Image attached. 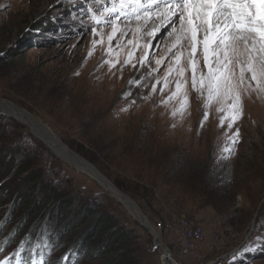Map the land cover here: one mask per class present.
Returning <instances> with one entry per match:
<instances>
[{"label": "rangeland", "instance_id": "1", "mask_svg": "<svg viewBox=\"0 0 264 264\" xmlns=\"http://www.w3.org/2000/svg\"><path fill=\"white\" fill-rule=\"evenodd\" d=\"M83 7L80 0H0V243L11 240L0 259L11 257L29 228L35 231L26 248L46 228L49 243L55 245L47 264H64L61 257L70 250L77 254L78 264H110L114 255L106 240L109 234L93 236L95 225L106 218L111 227L126 233L137 264H161L156 243L180 264H229L232 255L248 244L252 250L234 264H264V244L252 243L260 234L252 225L264 219V98L243 95V117L230 130L240 128L239 143L229 160L214 166L225 146L226 124L218 127L213 106L201 127L203 100L191 89L190 70L185 73L187 111L173 117L182 97L167 105L162 100L176 90L178 77L175 73L170 77L165 92L153 93L151 85L157 79L161 80L157 88L164 86L169 65L148 75L167 43L147 49L155 55L149 66L141 67L149 37L133 49L127 43L129 33L122 48L113 41L109 57L111 27L96 25L89 13H81ZM92 27L104 32L103 44L94 49L92 41L101 37L92 35ZM130 51L131 63L121 68ZM199 59L200 70L206 73L203 57ZM136 80L140 84L129 83ZM126 92L130 95L125 97ZM9 105L36 118L58 142L129 197L157 241L100 180L64 159ZM215 183L221 185L213 188ZM182 218L201 224L207 238L215 240V234L233 238L223 246L203 245L197 260L179 258ZM14 229L16 235L10 237ZM22 256L30 264V253Z\"/></svg>", "mask_w": 264, "mask_h": 264}, {"label": "snow or ice", "instance_id": "2", "mask_svg": "<svg viewBox=\"0 0 264 264\" xmlns=\"http://www.w3.org/2000/svg\"><path fill=\"white\" fill-rule=\"evenodd\" d=\"M80 2L85 4V7L81 8V13H89L96 25L111 27V32L107 34L109 57L112 55L113 41H117V48H122L124 46L122 41L129 33L131 39L127 43L132 45L133 49L141 47V40L149 37L147 43L143 45L145 51L139 59L141 67L149 66L151 58L155 55L147 49L160 47L161 41L167 43L164 54L155 60L156 68L148 72L149 76L154 72L158 73L160 67L167 63L169 66L162 78L164 86L158 89L157 85L161 80L157 79L156 83L151 85L152 92H165L171 82L170 77L175 73L178 77L175 80L176 90L171 92L167 99L162 100V103L167 105L169 101L182 97L179 99V106L171 115L175 117L179 114L183 117L188 107L189 80L185 73L190 70L191 89L197 94V99L203 100L201 127H204L213 106L218 114V127L223 128L226 124L225 146L216 156L214 166L229 160L240 140V128L237 126L235 131L230 130L243 117V95L255 93L257 98H264V0H80ZM101 5L103 7H99ZM91 33L93 36L101 37L100 40L92 41L94 49L97 44H103L104 32L92 27ZM88 55H92L91 50ZM128 56L129 59L123 61L121 68L131 63L133 52L130 51ZM200 56L203 57L206 73L200 70ZM104 63L109 64L110 68L115 67L110 60H105ZM132 67L135 68L136 65L133 63ZM236 69L239 70L238 75ZM129 83L140 84V81ZM124 95L126 97L130 93L126 92ZM124 110L126 109H122ZM2 227L3 224H0V228ZM17 230L14 229L10 237L15 236ZM252 230L260 233L252 243L264 244V219L254 222ZM33 231L35 229L29 228L28 234L11 253V257L15 259L5 255L0 259V264H28V260L22 256L25 251L30 253V264H47L55 245L49 243L45 228L42 234L37 233L36 242L26 248L31 242ZM10 242V238H6L0 243V253L5 252V247ZM251 250L252 248L245 244L232 255L229 264H234L243 253ZM61 260L64 264H78L77 254L71 250L63 255Z\"/></svg>", "mask_w": 264, "mask_h": 264}, {"label": "trees", "instance_id": "3", "mask_svg": "<svg viewBox=\"0 0 264 264\" xmlns=\"http://www.w3.org/2000/svg\"><path fill=\"white\" fill-rule=\"evenodd\" d=\"M192 167H193L192 170H195V165H190V168ZM208 184H209L208 186L212 185V183H208ZM220 185H221L220 183H215L213 188H217ZM42 188L46 189L48 188V186L44 185L42 186ZM30 190L32 191V189ZM131 196L133 197V195ZM27 201H30V200H27ZM37 208H38L37 210L40 209V207H37ZM108 234L109 236H108V239L106 240L108 241L109 245L111 244V250H112L111 252L114 255V258L111 260L110 264H137L136 262L137 257L134 256L133 250L130 248L128 244V237L126 233L121 232L120 230H118L117 227H111V225L108 222V219L101 218L100 221H98V223L95 225L93 236H95L97 239V238H101L102 236L108 235ZM106 248H107L106 251L109 250V247H106Z\"/></svg>", "mask_w": 264, "mask_h": 264}, {"label": "built area", "instance_id": "4", "mask_svg": "<svg viewBox=\"0 0 264 264\" xmlns=\"http://www.w3.org/2000/svg\"><path fill=\"white\" fill-rule=\"evenodd\" d=\"M180 237L178 241L179 253L181 256H188L194 260H197L200 256L198 251L199 244L205 239L206 232L201 224L186 218H182L179 221ZM216 246H223L225 242H228L233 235L222 236L219 234L214 235ZM171 255V253H170ZM172 256V255H171ZM161 254V264H164ZM176 264H180L176 261ZM208 264V263H206ZM257 264V263H253Z\"/></svg>", "mask_w": 264, "mask_h": 264}, {"label": "bare ground", "instance_id": "5", "mask_svg": "<svg viewBox=\"0 0 264 264\" xmlns=\"http://www.w3.org/2000/svg\"><path fill=\"white\" fill-rule=\"evenodd\" d=\"M9 108L11 110L16 111L20 117H24V119H26L28 121V123H30V126L32 127L33 131L36 134L41 135V137L44 138L45 140H47L52 146L59 149L58 152L63 156L64 159L71 161L73 163L82 165L81 167L86 166L85 161L83 159H81L79 156H76V157L72 156L71 154L68 153V151H67V149H65V147H63L62 145L60 146V142L57 141L54 134L45 125L41 124L36 118H34L33 116L27 115L24 111L16 108L15 106L9 105ZM85 169L87 172H89V174H91V175L96 174L95 176H98V174L96 173L97 171L95 172V169L93 167H90V168L85 167ZM112 185H113L112 183L108 182V186H109V188L113 194H115V195L122 194L121 192L117 191L116 188L113 187L114 185L113 186ZM123 201H124V204L127 205L126 207L129 210L133 211V209L131 207H133L134 209L137 208L136 205L134 204V202L131 199H129V197L123 196ZM128 203H130L131 205H128ZM162 257H164L163 254H162ZM162 259H163L164 264H176V262L174 260H173L174 263L171 262V260L166 263L164 258H162Z\"/></svg>", "mask_w": 264, "mask_h": 264}, {"label": "water", "instance_id": "6", "mask_svg": "<svg viewBox=\"0 0 264 264\" xmlns=\"http://www.w3.org/2000/svg\"><path fill=\"white\" fill-rule=\"evenodd\" d=\"M12 106V105H11ZM28 122V121H27ZM30 124V123H29ZM47 143L50 145V146H52L48 141H47ZM63 146V147H65V149H67V151H68V153L69 154H71L72 156H74V157H76V155L74 154V153H72L68 148H66V146H64L62 143H60V146ZM52 147H54V146H52ZM85 164H86V166L85 167H87V168H90V167H92L91 165H89V164H87L86 162H85ZM79 165V164H78ZM80 167L82 166V165H79ZM85 167H82V168H84L85 169ZM86 170V169H85ZM89 173V172H88ZM98 173V172H97ZM91 175V174H90ZM91 177H94V178H96V179H98V180H100L101 181V183L104 185V188L107 190V191H109L112 195H114L119 201H121L123 204H124V201H123V194H118V195H115V194H113L112 192H111V190H110V188H109V186H108V180L105 178V177H103L102 175H100L99 173H98V176H95V175H91ZM110 183V182H109ZM130 199V198H129ZM124 205H126V204H124ZM128 205H131L130 203H128ZM127 206V205H126ZM131 207V206H130ZM137 207V206H136ZM132 209H133V214L136 216V217H138V219L140 220V222H141V224L142 225H144L146 228H148V229H150V231H151V233L154 235V240L155 241H157V236L155 235V232H154V230L149 226V225H147V222H146V219H145V217H144V215L141 213V211H140V209L137 207L136 209H134L133 207H131ZM155 246H159L160 247V249H161V252H162V254L164 255V260L166 261V263L167 262H169L170 260L174 263V261L171 259V257H170V252L168 251V249L164 246V245H162V244H160V243H156V245ZM210 264V263H209Z\"/></svg>", "mask_w": 264, "mask_h": 264}, {"label": "crops", "instance_id": "7", "mask_svg": "<svg viewBox=\"0 0 264 264\" xmlns=\"http://www.w3.org/2000/svg\"><path fill=\"white\" fill-rule=\"evenodd\" d=\"M215 244H216V241L213 238H207V237H205V239L199 244V247H198V251H199L200 255H201V251H202V246L203 245H205V247H207V248L208 247L209 248H212V246H214ZM226 244H227V242H225V244H223V245H226ZM203 250H205V249H203ZM178 256H179V258H181V255H180L179 252H178Z\"/></svg>", "mask_w": 264, "mask_h": 264}]
</instances>
